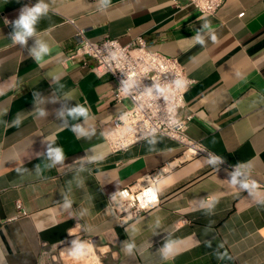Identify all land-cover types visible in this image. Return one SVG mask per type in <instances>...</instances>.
Segmentation results:
<instances>
[{
  "label": "crops",
  "instance_id": "0c3cea01",
  "mask_svg": "<svg viewBox=\"0 0 264 264\" xmlns=\"http://www.w3.org/2000/svg\"><path fill=\"white\" fill-rule=\"evenodd\" d=\"M77 28L178 58L193 80L187 133L213 156L163 135L113 153L106 134L128 103L110 75L69 58ZM156 173L158 204L122 223L110 197ZM74 236L112 264H264V0L214 14L174 0H0V264H40Z\"/></svg>",
  "mask_w": 264,
  "mask_h": 264
},
{
  "label": "built area",
  "instance_id": "2783aa9c",
  "mask_svg": "<svg viewBox=\"0 0 264 264\" xmlns=\"http://www.w3.org/2000/svg\"><path fill=\"white\" fill-rule=\"evenodd\" d=\"M224 0H186L177 8L193 6L201 14H214ZM70 59H80L96 76L110 75L115 86L111 95L125 103L122 112L112 118L113 128L106 141L113 153L127 149L154 135L166 136L180 144L189 156H213L202 144L189 137L187 126L193 115L187 113L185 94L193 80L178 58L168 57L148 48L144 37L137 36L122 45L114 38L99 42L88 39L85 30L77 28ZM160 174H149L135 186L116 192L109 206L123 222L148 212L159 199L155 183ZM18 214L25 215L21 202Z\"/></svg>",
  "mask_w": 264,
  "mask_h": 264
},
{
  "label": "rangeland",
  "instance_id": "374dc122",
  "mask_svg": "<svg viewBox=\"0 0 264 264\" xmlns=\"http://www.w3.org/2000/svg\"><path fill=\"white\" fill-rule=\"evenodd\" d=\"M74 246L76 256H67L66 250ZM40 264H112L109 255L84 236H74L67 242L47 248Z\"/></svg>",
  "mask_w": 264,
  "mask_h": 264
},
{
  "label": "bare ground",
  "instance_id": "6f19581e",
  "mask_svg": "<svg viewBox=\"0 0 264 264\" xmlns=\"http://www.w3.org/2000/svg\"><path fill=\"white\" fill-rule=\"evenodd\" d=\"M76 252L78 253V250H77V248H74V246H71V247H69L68 250H66L67 256H72V257L76 256L77 255Z\"/></svg>",
  "mask_w": 264,
  "mask_h": 264
}]
</instances>
